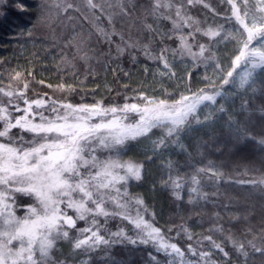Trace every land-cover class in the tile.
Returning <instances> with one entry per match:
<instances>
[{
	"label": "trees",
	"instance_id": "obj_1",
	"mask_svg": "<svg viewBox=\"0 0 264 264\" xmlns=\"http://www.w3.org/2000/svg\"><path fill=\"white\" fill-rule=\"evenodd\" d=\"M235 2L242 14V0ZM20 3L21 0H0V89L24 92L30 101L45 100L46 105L38 110L33 105L34 110L45 116L52 115L53 101L57 108L63 103L94 105L98 102L104 107H122L125 103L144 107L147 100L173 104L201 89L208 93L222 92L216 97L215 105L205 102L214 122L218 123L187 135L182 133L178 148L168 144L176 137L167 139L169 151L163 157L152 154L150 143L159 140L166 128H155L148 137L128 142L121 158L144 167L142 179H130L127 191L131 197L143 199L147 207L144 219L160 229L164 241L175 243L189 260H199L198 255L188 252L191 245L197 253H209L207 261L201 260L199 264H245L237 251L243 245L250 253L247 264H264V255L252 248V245L264 247V190L248 183L264 176V146L255 142L264 138V69L255 70L251 87L238 89L234 83L223 85L227 73L239 67L233 66L242 46L238 40L247 38L229 0H203L194 5L187 4V0H176L184 4L188 15L200 21V29L224 26L221 37L211 38L195 31V26L173 30L171 20L152 15L153 0H93L96 8H90L87 0H22L23 11ZM248 8L249 15H256V0H248ZM165 15L175 19V9L166 11ZM146 25H151V30ZM97 26L118 35L112 36L109 42L98 33ZM229 32H235L238 39H223ZM181 35L187 37L190 51L182 47ZM129 44L133 46L128 47ZM117 45L124 49L123 54L117 51ZM200 45L207 49L202 56ZM252 46H257L255 41ZM215 69L222 76L216 83L212 82ZM9 99L0 92L4 105H8ZM11 99L21 109L26 107L23 99L15 95ZM221 106L224 111H217ZM9 111L13 118L24 114L11 106ZM128 115L130 119L126 122L139 119L135 113ZM35 119L39 122L38 116ZM237 128L244 129L255 140L241 139ZM12 131L21 134L19 128ZM22 135L26 140L33 138L29 132ZM98 155L104 158L108 153ZM201 168L211 169L197 175L198 187L206 199L191 192V177ZM213 172L222 175L217 177ZM170 176L178 179L183 187L165 185ZM17 196L21 207L13 206V210L18 217H23V206L33 201ZM67 212L75 216L72 209ZM132 215L135 216L134 209ZM98 219L103 225L104 218ZM84 227V221L77 222L76 229ZM106 228L107 231H101L106 238L108 232L119 228L135 237L134 225L120 216L110 217ZM76 229L69 230L73 238L77 235ZM205 237L221 244L228 255L213 247ZM150 254L159 264H167L169 257L157 253L151 244L124 242L85 253L74 251L71 241L59 240L52 252L56 264L60 261L80 264L86 259L90 264H156Z\"/></svg>",
	"mask_w": 264,
	"mask_h": 264
},
{
	"label": "snow or ice",
	"instance_id": "obj_2",
	"mask_svg": "<svg viewBox=\"0 0 264 264\" xmlns=\"http://www.w3.org/2000/svg\"><path fill=\"white\" fill-rule=\"evenodd\" d=\"M202 2L203 0H187L189 5ZM242 2L244 10L241 14L235 0H229L233 5V15L247 34L246 39L238 40L242 46L233 60L234 67L241 63L246 65V71L240 76L241 88L245 85L251 87L255 82V70L264 69V23H261L264 17L253 14L249 26L245 22L249 19L248 0ZM87 3L90 8L98 7L93 0H87ZM257 4L258 11L264 12V0H257ZM19 7L21 11L25 10L22 0ZM173 8L175 19L165 15L166 11ZM121 11H124L123 5ZM152 15L158 19L171 20L173 30L178 31L183 26H195V31L210 38L221 37L224 29L223 25L200 29V21L188 15L184 4L176 3V0H153ZM108 20L109 23L112 22L111 16ZM146 27L151 30V25ZM97 31L109 42L112 36L118 35L115 31L109 34L100 26H97ZM191 35L192 32H189L188 36ZM222 38L238 39L235 32H229ZM180 39L182 47L190 51L187 37L181 35ZM254 41L257 46L250 47ZM206 50L204 45H200L199 55L202 56ZM117 51L123 54L124 49L117 45ZM146 54L151 55L147 50ZM165 67H168L167 63ZM19 76L20 73H17L16 78ZM227 77L223 80V85L235 83L233 71H229ZM24 87L26 89L28 85L25 84ZM0 92L10 98L8 105L0 100V264H56L52 252L59 240L71 241L74 251L85 253L94 252L101 246L111 248L115 244L127 242L133 245L151 244L157 253L162 252L169 257L167 264H199L201 260L207 261L209 253H197L191 245L188 252L192 256L198 255L199 260H189L175 243L164 241L160 229L144 219L143 214L147 213V207L143 199L140 196L131 197L127 191L130 179H142L144 166L131 160H123L121 154L129 141L148 137L155 128L167 130L158 141H153V151L159 146H166V140L172 137H176L173 143H178L182 133L193 129V122L200 125L213 118V113L209 111L205 119L200 120L198 109L202 105L208 107L205 102L215 105L216 97L222 95L220 90L208 93L201 89L191 97L182 96L173 104H168L165 100H147L144 107L127 103L122 107H104L98 102L94 105L63 103L57 108L53 101L50 116L33 109V105L37 110L45 106L47 102L43 99L30 101L24 92L13 93L3 89ZM14 95L23 99L25 108L21 109L18 104H13L11 98ZM9 106L24 114L13 118ZM217 111L223 112L224 108L221 106ZM129 113L137 114L139 119L126 122L130 119ZM36 116L39 117V122L36 121ZM16 128L20 129L21 134L13 133L12 130ZM236 131L241 139L255 140L244 129L237 128ZM23 132L32 133L33 138L26 140ZM255 142L264 146V138ZM103 152L108 155L101 158L98 153ZM209 170L211 169H197V174L191 177V192L200 199H206V194L198 187L200 180L197 175ZM213 175L219 177L222 174L213 172ZM164 183H171L173 188L183 187L178 179L171 176ZM248 183L264 190V176ZM17 194L33 201L23 206V217H18L13 210V206L21 207ZM173 194L179 198L177 193ZM67 209H72L75 216L69 215ZM133 209L135 216L132 215ZM116 216L134 225L135 237L129 236L124 228L108 232L107 238L101 234V231H107L108 219ZM98 217L104 218L103 225ZM78 221H84L85 227L76 229ZM71 229H76L75 238L69 231ZM205 239L211 241L212 246L220 252H224L222 245L217 244L211 237ZM252 248L255 253L264 255V247L252 245ZM237 251L247 264L250 253L243 245H239ZM224 255L227 256L228 253L224 252ZM150 257L159 264L155 256L150 254ZM59 264H64V261ZM80 264H90V260H81Z\"/></svg>",
	"mask_w": 264,
	"mask_h": 264
},
{
	"label": "rangeland",
	"instance_id": "obj_3",
	"mask_svg": "<svg viewBox=\"0 0 264 264\" xmlns=\"http://www.w3.org/2000/svg\"><path fill=\"white\" fill-rule=\"evenodd\" d=\"M257 2V0H256ZM257 8H258V4H257ZM251 16L252 15H249V19L246 20V23H249V26H251ZM256 16L258 17H264V12H259L256 13ZM261 23H264V20H261ZM245 37V36H244ZM251 47V46H250ZM180 67H177V69H179ZM246 71V65H244L243 63L241 65H239L238 69L237 70H234L233 72V78L235 79V86L238 88V89H243L245 88L247 85H245L243 88L240 87L239 85V81H240V76L244 74V72ZM213 79L212 82L216 83L217 81H219L222 76H221V72L219 70H214V74H213ZM232 78V79H233ZM209 109L207 107H202V109H200L199 111V118L200 120H204L205 119V115L207 113H209ZM218 122H214V119L212 118L211 120H208L206 121L205 123L203 124H200V125H197L194 123L193 125V129L191 131H188V132H185L184 135H187V134H190V133H193L194 131L196 130H203V129H206V128H210L212 127L214 124H217ZM175 138V137H174ZM174 138H171L174 139ZM154 141H158V140H154ZM151 144V148H152V154L155 155L156 157H163L164 153L168 152L169 151V146L168 144L170 145V147H179V143H166V146H163L162 148H160V146L155 150L153 151V148H154V144H153V141L150 143Z\"/></svg>",
	"mask_w": 264,
	"mask_h": 264
}]
</instances>
